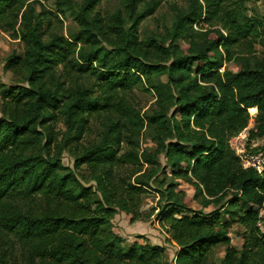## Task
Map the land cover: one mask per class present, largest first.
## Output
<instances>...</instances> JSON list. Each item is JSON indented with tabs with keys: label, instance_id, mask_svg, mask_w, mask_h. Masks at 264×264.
<instances>
[{
	"label": "trees",
	"instance_id": "obj_1",
	"mask_svg": "<svg viewBox=\"0 0 264 264\" xmlns=\"http://www.w3.org/2000/svg\"><path fill=\"white\" fill-rule=\"evenodd\" d=\"M34 1L0 0V29L25 45L6 67L26 82H0V264H168L165 246L126 245L112 227L117 209L133 222L149 218L141 206L152 190L179 246L175 264H264V170L246 167L229 145L252 107L250 141L264 138V19L247 14L249 0H187L165 33L143 39L139 26L162 0H119L112 13L101 12L103 0H57L59 13L77 9L69 36L46 32ZM227 62L238 69L222 70ZM163 74L167 81H154ZM145 81L157 106L142 113L127 96ZM93 118L103 130L85 144ZM145 127L152 151L139 147ZM159 173L190 184L194 198L174 181L153 188ZM199 198L215 209L193 208ZM235 223L241 248L229 237ZM218 245L226 247L220 262Z\"/></svg>",
	"mask_w": 264,
	"mask_h": 264
},
{
	"label": "rangeland",
	"instance_id": "obj_2",
	"mask_svg": "<svg viewBox=\"0 0 264 264\" xmlns=\"http://www.w3.org/2000/svg\"><path fill=\"white\" fill-rule=\"evenodd\" d=\"M80 2L81 0H75ZM37 12H45V29L46 32H57L65 36H69L72 32L79 29L78 22L76 21L77 9L75 7H64V13H59L57 0H36L33 3ZM187 5V0H162L160 6L155 11L153 15L145 19L139 26L140 38H145L151 34L165 33L175 20L176 7H184ZM247 14L249 16H256L264 19V0H249L246 3ZM121 3L119 0H103L99 8L101 12L112 13L117 8H120ZM205 24L200 22L195 24L197 29H201ZM209 26V25H206ZM210 27V26H209ZM184 47L185 43L182 44ZM261 46L257 45V49L261 51ZM25 49L24 42L19 38L15 37L13 33L4 31L0 29V82L6 84L7 86L24 84V76L6 67L8 58L14 53L23 54ZM231 69L236 71L238 69V64L235 62H227L222 67L224 69ZM154 81L159 80L167 81V75H155ZM130 103L137 106L141 109L142 113L152 110L157 106V95L151 89L150 85L146 83L144 85H139L136 87L129 95L127 96ZM1 104V100H0ZM251 119L247 128H245L241 133L235 135V139H229V145L237 154L241 155H251L261 156L264 160V149H261L264 146V138H257L250 141V130L255 124L256 113H252L250 110ZM2 112L0 110V117ZM54 130L56 133H60V136L65 132L66 125L63 120L59 118L54 123ZM103 130V125L100 120L93 118L92 119V128L91 131L87 134L86 139L83 140L85 144L93 142L99 139L100 132ZM234 138V137H233ZM139 144L141 151H152L156 147V143L153 139V132L149 127H145L142 131V134L139 137ZM124 146V145H123ZM124 148V147H123ZM259 148V149H258ZM245 149V150H244ZM244 151V152H243ZM63 162L66 166L74 168V157L70 151L65 150L62 154ZM162 166L166 167V158L161 157ZM261 160V159H260ZM147 165H144L146 168ZM167 172L171 175V169L167 167ZM82 172H85V166L81 169ZM174 181L178 183L177 190L185 191L190 197L194 198L196 192L194 188L184 182L182 179L168 176L164 179L163 173H159L157 177L152 181L153 188H162L163 181ZM165 182V186L166 183ZM233 195L232 192H229L226 197V201L231 198ZM201 199H193L191 206L195 209H202ZM160 195L156 190H152L144 195L143 204L141 206V212L143 214L152 213V215L143 220L131 221V214L126 211L117 209L116 214L112 219V227L115 232L122 235L126 240V245H131L133 242H139L142 244H152V245H163L166 247V258L168 264H175L177 258V252L179 246L170 238V234L166 226H164L159 218V208H160ZM164 203V202H163ZM228 208V207H227ZM205 212H210L215 208L212 206L203 208ZM227 210V209H226ZM223 210L222 215L224 219H229L230 215L228 211ZM261 216L264 217V207L260 210ZM260 228L264 231V222L260 223ZM243 226L240 223H235L231 229L229 237L231 243L237 247L241 248L244 244L245 237L243 234ZM224 245H218L214 249L213 258L214 260L220 262L225 256Z\"/></svg>",
	"mask_w": 264,
	"mask_h": 264
},
{
	"label": "built area",
	"instance_id": "obj_3",
	"mask_svg": "<svg viewBox=\"0 0 264 264\" xmlns=\"http://www.w3.org/2000/svg\"><path fill=\"white\" fill-rule=\"evenodd\" d=\"M233 137H231L232 140L236 138L235 136H233ZM237 155L242 159V161L244 162V165L246 167H254L259 172H262L264 170V160H262L261 156L258 157V155L251 156V155H246V154H244V155L237 154Z\"/></svg>",
	"mask_w": 264,
	"mask_h": 264
},
{
	"label": "bare ground",
	"instance_id": "obj_4",
	"mask_svg": "<svg viewBox=\"0 0 264 264\" xmlns=\"http://www.w3.org/2000/svg\"><path fill=\"white\" fill-rule=\"evenodd\" d=\"M249 110H250L252 113H256V112L258 111L256 107H252V108H250Z\"/></svg>",
	"mask_w": 264,
	"mask_h": 264
}]
</instances>
